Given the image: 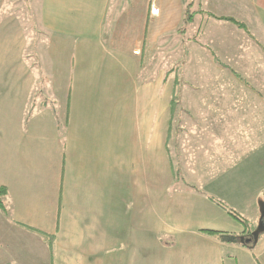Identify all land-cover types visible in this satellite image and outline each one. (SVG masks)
Here are the masks:
<instances>
[{"label":"crops","instance_id":"crops-1","mask_svg":"<svg viewBox=\"0 0 264 264\" xmlns=\"http://www.w3.org/2000/svg\"><path fill=\"white\" fill-rule=\"evenodd\" d=\"M195 3L0 0V8L7 6L4 14L43 11L53 30V61L67 60V70L59 67L55 76L60 71L68 79L63 96L56 85L58 94L47 100L41 85L46 70L32 71L23 62L4 70L9 87L2 92L0 185L8 195L0 208V264H264V233L253 250L205 233L245 232L211 198L225 205L228 199L256 229L263 188L254 198L247 190L238 197L217 184L224 193L211 195L205 183L201 193L184 190L177 180L181 169L176 171L170 143L174 110L183 102L176 100L177 81L166 65L172 40L187 44V35L192 44L208 40L218 61L225 54L217 46L230 45L235 36L239 47L250 39L264 51V0H198L192 12L189 4ZM190 28L198 29L191 35ZM225 68L235 78V68ZM263 74L262 64L255 73L259 82ZM251 85L264 94V85ZM257 91L232 85L225 91L232 103L216 108H230L228 119L237 122L258 105L264 121V95ZM37 104L45 111L27 113ZM186 111L181 114L196 122ZM247 134L244 150L250 155L252 133ZM261 161L253 168L248 159L244 171L261 172ZM191 169L193 183L198 171ZM43 234L54 237L52 245Z\"/></svg>","mask_w":264,"mask_h":264},{"label":"rangeland","instance_id":"rangeland-1","mask_svg":"<svg viewBox=\"0 0 264 264\" xmlns=\"http://www.w3.org/2000/svg\"><path fill=\"white\" fill-rule=\"evenodd\" d=\"M8 1L5 0L6 3ZM6 7V5H3L0 8L2 9L0 10V125H3L4 122L2 119L4 120L5 105L4 108L2 105L5 104L4 96H6V93L2 92L3 88L9 87L6 86L4 80L6 66L9 68L10 65L13 67V65H16L15 63L18 62L21 65L20 62H23V65L33 68L32 71L46 70V73H43L41 85H44L46 92V96L43 98L47 100L50 96L54 97L59 91L63 96L68 86L65 73L62 72L60 75V71H58L55 76L54 72L56 69L59 70V67L61 71L67 70V60L53 61V55L51 54L52 48L55 47L51 44L53 30L45 25L46 18L43 11L40 10L36 13L35 10H31L21 15L11 12H6L11 14H4L3 11ZM189 7L192 8V12L198 10V0L193 5L189 4ZM261 15H264V12ZM4 16L6 18L10 17V21H5ZM193 26L196 27V24ZM198 28L193 29L196 32ZM193 29H189L191 35L195 33ZM201 33L203 35V31ZM254 35L257 40L261 38L260 34ZM190 37L187 35V44H181L180 41L173 39L168 49L170 53L166 55V65L172 70V73L174 72L173 78H176L179 89L176 94L179 97L176 100L183 102L178 104L179 106L174 110L170 143L176 171L181 169L177 173V180H179L180 186L184 190L191 191L194 189V191L202 193L205 188L203 183H205V185L213 188V192L210 191V188L206 189L211 195H218L224 193L218 187L217 184H219L225 192L235 190L239 197V194L247 190L249 196L254 198L255 193L261 194L260 190L262 188L264 190V170L261 172L251 170L245 172L243 168L248 159L253 161V168L258 167L257 164L263 161H261V157L264 158V121L261 118L263 116H260L263 114V110L258 105L253 106L252 110L246 111L248 116L250 112V116L245 120L248 123L240 120L242 117L238 118L237 122H234L235 120L230 122L227 116L230 108L218 109L216 104L220 103L227 106L232 103L229 100V94L225 92L232 85L246 86L255 91L257 89L251 84L257 82L264 85V79L259 82V78L255 75L262 64L264 66L263 47H259L253 41L250 42V39H246L239 47L236 44L235 36L230 45L217 46L218 49L221 46L222 52L224 50L225 54L223 60L218 61L210 53L213 46L212 44L210 46L208 40L204 41L203 39L204 42H201V44H192ZM181 50L182 52L188 51L189 55L182 53ZM225 65L226 67L235 68L237 72L233 71V73H235L236 79L233 77L232 72L225 68ZM262 76L264 77V74ZM56 85L60 88L59 91L55 90ZM257 92L261 93L260 91ZM247 95H251L253 98L256 96L250 92ZM261 95L264 94L261 93ZM252 104H259L258 99L255 101L252 99ZM51 106L49 105L47 109L51 110ZM182 108H186L189 111L186 112L193 116L196 122L188 118V115H182ZM45 109L46 106L42 108L41 105L37 104L36 108L29 107L26 111L30 115H35L42 110L45 111ZM11 113L13 116V112ZM181 117L183 125L178 124ZM24 120L26 121V114ZM181 127H184L185 130L182 131ZM0 128H3V126H0ZM249 132L252 133V137L250 135V138H252L250 155L244 150V148H247L244 146V137L246 135V139L249 138V134H247ZM177 141L181 143L180 149L175 146ZM248 145L249 143L246 144V146ZM226 159L231 160L232 165ZM216 163L225 167L217 168ZM192 167L198 171V175L193 177L195 179L193 183L190 182L192 181L190 177L194 172L191 169ZM236 176L240 179V182ZM244 180L246 181V188L243 187ZM249 184H252L251 188L248 186ZM250 190H252L253 195ZM230 196L231 194L228 198L233 200ZM226 201L227 208L231 209L233 203L228 199ZM260 202H264L263 193Z\"/></svg>","mask_w":264,"mask_h":264},{"label":"trees","instance_id":"trees-1","mask_svg":"<svg viewBox=\"0 0 264 264\" xmlns=\"http://www.w3.org/2000/svg\"><path fill=\"white\" fill-rule=\"evenodd\" d=\"M221 19H223V20L226 19V20H229V21H234L237 25H239V27L246 28L243 23L237 21L236 19L226 18V17H221ZM7 195H8V189L5 186L0 185V208H4V200L7 197ZM263 195H264V192H263ZM211 199L215 203H217L220 207H222L224 210H226L228 212V214L232 218H234L235 220H237L238 222H240L243 225V227L245 229V232H244V234L242 236L235 235V234L224 233V232L205 231V233H207L209 235H212V236H219L221 238V240L224 241V242H226V243H238V244L243 245L244 247H247V248L253 250L255 248V246H256V244L254 243V240H253V232L257 228L256 229H251L249 220H247L245 217H243L238 212H236L234 210H231V209H228L227 206L223 202H221L219 200H216L214 198H211ZM43 235L49 241V243L52 245L53 240H54V237L53 236H48L46 234H43ZM241 238H244L245 240L252 239V241L249 242V243H247V242H244L243 243L241 241Z\"/></svg>","mask_w":264,"mask_h":264},{"label":"water","instance_id":"water-1","mask_svg":"<svg viewBox=\"0 0 264 264\" xmlns=\"http://www.w3.org/2000/svg\"><path fill=\"white\" fill-rule=\"evenodd\" d=\"M260 208V220L257 229L253 232V240L254 243L257 244L259 241L260 236L264 233V202H260L259 205ZM241 241L244 242H251L252 239L245 240L244 238H241Z\"/></svg>","mask_w":264,"mask_h":264},{"label":"built area","instance_id":"built-area-1","mask_svg":"<svg viewBox=\"0 0 264 264\" xmlns=\"http://www.w3.org/2000/svg\"><path fill=\"white\" fill-rule=\"evenodd\" d=\"M159 9L158 8H152V13L154 14V15H158L159 14ZM135 54L137 55V54H139V52H135Z\"/></svg>","mask_w":264,"mask_h":264}]
</instances>
